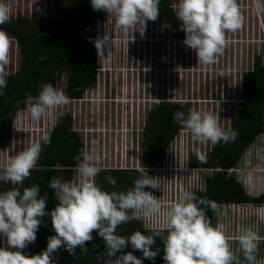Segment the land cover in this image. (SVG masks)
<instances>
[{
  "label": "clouds",
  "instance_id": "1",
  "mask_svg": "<svg viewBox=\"0 0 264 264\" xmlns=\"http://www.w3.org/2000/svg\"><path fill=\"white\" fill-rule=\"evenodd\" d=\"M159 5L160 0H91L93 10L104 11L113 18V30L139 32L141 36L147 22L158 19ZM253 7L257 14H264V0H253ZM175 14L182 22L185 45L195 51L197 62L202 65L215 64L228 45L226 33L237 32L245 22L238 0H179ZM10 19L9 6L5 0H0V25ZM110 41L108 30L96 39L99 58L104 56L105 48L109 50ZM11 47L7 32L0 29V95L7 87ZM68 103L65 92L51 83L42 85L37 96L29 95L25 100L33 121L44 118L50 109ZM173 120L189 129L199 143H227L238 135L235 130L222 128L218 116L207 111L193 109L187 114L177 111ZM50 142V136L44 134L41 140L9 156L0 167V181L22 184L37 166L43 146ZM142 152L145 154L143 144ZM76 159L78 182H62L55 177L49 181L48 186L58 200L50 213L45 211L47 194L39 195V185L25 187L22 193L18 189L0 192V236L7 239V246L0 247V264H55L53 255L61 247L72 255L77 248L84 251L85 245L93 240L94 231L102 238L109 256L122 252L130 243L134 249L142 251L144 258L154 259L159 249L153 250L152 246L156 244V237H160L164 264H240L224 229L212 226L207 218L205 208L216 211L218 205L207 198L199 199L188 190L182 191L176 202L168 207L159 229L150 230L151 234L147 235L137 231L127 238L117 235L116 229L122 223L161 215L162 202L152 191L146 190L159 189L158 177L141 169V176L135 180L133 188L119 193L108 192L94 179L101 171L100 158L94 152L83 150ZM191 159L192 154L190 162ZM109 180L115 184L114 180ZM48 215L56 234L48 237L47 247L41 253L25 254L22 250L35 241L42 218ZM165 232L167 235H163ZM236 239L247 264H256L259 239L256 233L243 229ZM118 264H143V261L127 252L118 259Z\"/></svg>",
  "mask_w": 264,
  "mask_h": 264
},
{
  "label": "rangeland",
  "instance_id": "2",
  "mask_svg": "<svg viewBox=\"0 0 264 264\" xmlns=\"http://www.w3.org/2000/svg\"><path fill=\"white\" fill-rule=\"evenodd\" d=\"M5 2L10 8L11 19L22 15L54 17L69 6V0ZM178 3L179 0H173L174 7ZM238 4L245 17L244 25L235 33H226L228 45L213 65L197 62L195 51L187 47L184 40L178 39L176 31L164 18L161 10L156 21L147 22L143 36L139 32L113 30V18L107 14L105 20L94 23L88 37L95 45L98 37L103 36L107 30L111 32L109 50L105 48L104 56L97 57V85L87 91L83 98L74 101L69 99L67 105L50 109L45 116L47 122L42 118L41 122L26 123L23 128L14 131L10 145L0 151V167L9 156L41 140L53 127L60 108L72 113L75 118L73 127L80 133L86 150L94 152L100 158L101 169L123 168L125 166H122V161L125 159L133 161L128 164L129 167L137 166L138 161L145 165L142 157L144 153H138L134 147L127 148L132 156L124 155V137H132L135 132L127 123H138L139 118H146L151 107L159 102L185 104L191 110L213 113L218 116L220 126L228 129L232 117L239 109L243 73L252 68L254 55L264 51V14H257L253 0H238ZM7 34L12 41L7 71L12 73L20 67L21 54L16 38L11 33ZM50 83L67 95L66 72L57 73ZM77 119L79 120L76 121ZM188 132L189 136H184L185 145H189L192 156L197 160L206 161L213 144L199 143L193 139L190 130ZM141 142L143 150L146 149L147 152L144 136L141 137ZM176 153L175 163L181 165V152L178 150ZM76 170L74 179L67 182H78V167ZM198 170L195 174L202 177L214 172L211 169ZM231 171L244 182L251 196L264 195V133L258 136L245 151L237 167ZM216 226L224 229L232 251L239 260L244 259L243 264H247V261L236 238L243 229L256 233L259 238L256 264H264V203L218 205ZM6 246V237L0 236V247ZM22 251L27 255L37 254L31 243Z\"/></svg>",
  "mask_w": 264,
  "mask_h": 264
},
{
  "label": "trees",
  "instance_id": "3",
  "mask_svg": "<svg viewBox=\"0 0 264 264\" xmlns=\"http://www.w3.org/2000/svg\"><path fill=\"white\" fill-rule=\"evenodd\" d=\"M159 9L176 31L178 38L185 40V32L181 28L182 22L176 17L173 0H160ZM106 16L104 11L93 10L91 0H69L68 8L57 16L43 18L22 15L0 25V29L16 38L21 54L19 69L8 72L7 87L0 95V151L10 145L14 131L23 128L26 123L41 122L32 120L25 100L29 95L37 96L42 85L50 83L57 73L66 72V93L72 101L83 98L87 91L97 85V49L88 37L94 23L105 20ZM190 110L188 105L175 102L158 103L149 110L144 131L147 143L145 166L152 167L162 162L171 141L184 129L174 122L173 114L177 111L187 114ZM61 113L65 115H60ZM45 119L44 117V122ZM74 122L72 113L60 108L53 127L45 133L50 136L51 142L43 146L37 166L31 170L30 176L19 185L0 181V192L18 189L22 193L25 187L39 185V195L47 194L45 211L50 213L58 200L48 186L49 181L53 177L62 182L74 179L78 167L76 157L86 150L80 133L73 127ZM228 129L238 132L234 140L213 144L206 161H199L192 156V166L214 169L211 175L205 177V188L197 189L194 193L197 198H207L217 205L263 204L264 195L251 196L230 170L237 167L245 151L264 133V51L254 55L252 68L243 73L239 109L232 117ZM145 170L150 176H154V170ZM140 176L141 169L137 168H105L98 173L95 183L102 190L119 193L133 188L135 180ZM109 178L115 181L114 185ZM205 212L215 227L216 211L209 207L205 208ZM137 231L151 234L136 219L119 225L116 234L127 238ZM55 234L50 215L43 217L36 239L31 243L37 254L46 249L48 237ZM152 247L153 250L159 249L154 259L144 258L142 251L134 249L130 243L122 252L109 256L102 238L94 231L93 240L85 245L84 251L77 248L72 255L66 248L61 247L54 253L53 259L55 264H107L118 263L124 253L132 252L143 264H164L162 239L156 237V244ZM239 261L243 264L244 259Z\"/></svg>",
  "mask_w": 264,
  "mask_h": 264
},
{
  "label": "built area",
  "instance_id": "4",
  "mask_svg": "<svg viewBox=\"0 0 264 264\" xmlns=\"http://www.w3.org/2000/svg\"><path fill=\"white\" fill-rule=\"evenodd\" d=\"M178 39L184 40L180 38ZM147 111H143V112L146 113ZM147 119H148V115L146 118L144 117L139 118L138 123L137 122L130 124L129 122L127 123V126L131 125V128L134 129L135 132L134 134H132L133 135L132 137L129 136L124 137V142H125L124 155L132 156L131 152L130 151L128 152V149L133 147L138 153H143L142 152L143 142H141V137L144 136L145 124L147 123ZM141 126H142V130H141ZM183 131L184 130H182L181 133H179L174 137V139L171 141L169 145L166 156L164 157L162 162L156 166H152V167L145 166L140 161H138L137 166L132 165L131 167H129L128 164L130 162L133 163V161H128L127 159H125L124 161H122L123 159L121 160L122 166H125L123 168L152 169L154 170V176L158 177L159 179V184H160L159 189H152L150 191H152L153 194L156 196V198L162 202L163 207H162L161 215L158 217H153L148 219H137L143 224L145 228L149 230L159 229L162 226L161 222L163 219V214L167 211L168 207L171 204L176 202L182 191L188 190L194 192L197 189L205 188V177H206L205 174L202 177L200 174L198 176L195 173L197 169H199L198 171H200L210 168L194 167L191 165L190 158L192 152L191 149H189V145L188 146L185 145L186 140L184 138ZM178 143H179V148H178ZM178 150H180L181 152L180 156L184 160V161L182 160L181 165H177L174 160V156L176 157V155L178 154L176 152H178Z\"/></svg>",
  "mask_w": 264,
  "mask_h": 264
},
{
  "label": "flooded vegetation",
  "instance_id": "5",
  "mask_svg": "<svg viewBox=\"0 0 264 264\" xmlns=\"http://www.w3.org/2000/svg\"><path fill=\"white\" fill-rule=\"evenodd\" d=\"M111 86H112V85H111ZM113 101H114V100H113ZM167 103H169V102H167ZM183 130H184V131H183V135H184V136H186V135H188V136H189V132H188V131H189V129H187V128H184Z\"/></svg>",
  "mask_w": 264,
  "mask_h": 264
}]
</instances>
